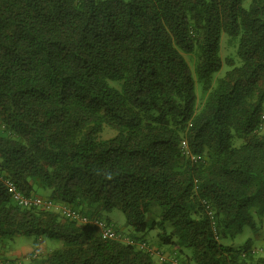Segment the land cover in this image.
I'll return each instance as SVG.
<instances>
[{
	"label": "trees",
	"instance_id": "trees-1",
	"mask_svg": "<svg viewBox=\"0 0 264 264\" xmlns=\"http://www.w3.org/2000/svg\"><path fill=\"white\" fill-rule=\"evenodd\" d=\"M245 1L0 0V246L62 243L26 264H264L253 237L224 241L264 218V0ZM224 33L240 64L215 81ZM5 178L88 221L19 205ZM116 208L134 233L100 214Z\"/></svg>",
	"mask_w": 264,
	"mask_h": 264
},
{
	"label": "rangeland",
	"instance_id": "rangeland-1",
	"mask_svg": "<svg viewBox=\"0 0 264 264\" xmlns=\"http://www.w3.org/2000/svg\"><path fill=\"white\" fill-rule=\"evenodd\" d=\"M249 1L250 0L245 1L246 6L249 4ZM228 40H229V36L224 33L222 36V49H221V54L224 63L221 70L214 74L215 81L218 78L222 77L226 73V71L230 68L226 62V59L228 57H233L235 59V63L240 64V61L236 55L238 40H237V44L236 43L231 44L228 42ZM185 57L189 62L190 66L194 69L196 56L194 54H185ZM196 91L198 94V102H197V111H198L201 108L205 98L202 89V84L198 81H196ZM114 133L115 132L113 130H106L100 136L102 138H108L113 136ZM236 143L239 144L240 140H238ZM35 192L36 193L34 194L40 197H50L52 195V190L49 188L37 187ZM152 209L153 212L151 214L153 216H156V214L158 213V210H156L157 206L153 205ZM100 214L103 218L110 220L115 225V227L118 230H120L123 234L130 235L134 233V229L131 226L127 225L125 214L121 209L116 208L113 209L112 211L101 210ZM147 216L150 218V215ZM256 219H257L256 224L258 227L256 231L254 228L247 226L245 227L243 233L237 235L233 240L226 239L224 241L234 246H241L249 238L253 237L254 241L258 246H264V233L260 229L264 224V218L260 219L259 217H257ZM157 232H158L157 230L147 231L146 233H144L145 239L154 247L163 248L166 253L165 254L166 257L167 255L170 254L173 255L175 253L174 247L162 243L159 239ZM61 245L62 243L55 239L53 240L46 237L36 238L35 236L17 235L13 239H7L5 243L2 246H0V264H26L29 261H33L34 259H38L45 256V254H47L49 251ZM154 258L157 259V257ZM158 260H160V258H158Z\"/></svg>",
	"mask_w": 264,
	"mask_h": 264
},
{
	"label": "built area",
	"instance_id": "built-area-1",
	"mask_svg": "<svg viewBox=\"0 0 264 264\" xmlns=\"http://www.w3.org/2000/svg\"><path fill=\"white\" fill-rule=\"evenodd\" d=\"M186 146V142H183V147ZM193 159H196V157L193 155ZM0 178H2V175L0 174ZM7 187L11 191L12 197L14 201H16L19 205L24 207H30V206H42L47 209H53L56 211H60L66 216L72 217V218H79L82 221H88L87 216H82L79 214L78 210L67 206L65 204L57 203L55 200H53L50 197L44 198L40 197L35 194H25L20 189H18L17 185L10 179L5 178L4 179ZM93 222L98 226L99 228V234L103 239H118L121 238V234L117 231V229L110 224L108 221L102 218H93ZM126 240L129 242V238H126ZM146 246L145 243H142L141 247ZM162 256V255H161ZM164 259H166L165 254L163 255ZM172 264H181L176 258H171Z\"/></svg>",
	"mask_w": 264,
	"mask_h": 264
},
{
	"label": "clouds",
	"instance_id": "clouds-1",
	"mask_svg": "<svg viewBox=\"0 0 264 264\" xmlns=\"http://www.w3.org/2000/svg\"><path fill=\"white\" fill-rule=\"evenodd\" d=\"M36 195V194H35ZM44 198H47V197H44ZM51 198V197H50Z\"/></svg>",
	"mask_w": 264,
	"mask_h": 264
}]
</instances>
